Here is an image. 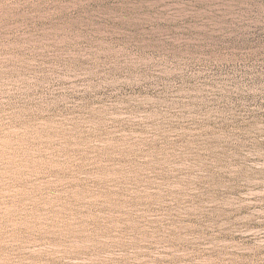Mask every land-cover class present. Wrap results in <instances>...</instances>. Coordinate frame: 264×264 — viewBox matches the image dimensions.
<instances>
[{
  "label": "rangeland",
  "instance_id": "rangeland-1",
  "mask_svg": "<svg viewBox=\"0 0 264 264\" xmlns=\"http://www.w3.org/2000/svg\"><path fill=\"white\" fill-rule=\"evenodd\" d=\"M0 264H264V0H0Z\"/></svg>",
  "mask_w": 264,
  "mask_h": 264
}]
</instances>
